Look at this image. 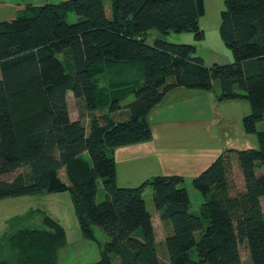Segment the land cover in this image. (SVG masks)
Returning <instances> with one entry per match:
<instances>
[{"label": "trees", "instance_id": "trees-1", "mask_svg": "<svg viewBox=\"0 0 264 264\" xmlns=\"http://www.w3.org/2000/svg\"><path fill=\"white\" fill-rule=\"evenodd\" d=\"M109 2L110 16L103 0H62L17 7L13 18L0 20V199L68 191L82 236L92 239L96 226L109 237L91 264H161L142 197L150 187L159 219L170 225L167 264H243L241 244L250 264H264V131L256 129L264 116V0H224L218 33L233 61L211 65L193 43L146 42L150 29L201 40L204 0ZM69 12L73 22L66 20ZM134 66L137 79L129 78ZM99 76L109 77L104 87ZM180 86H217L219 100L247 101L243 128L258 141L256 148L224 150L192 179L203 196L198 212L179 175L116 184L115 149L150 141V111ZM68 92L89 111L87 126L71 119ZM130 93L132 100L122 102ZM32 97L37 108L26 113ZM115 112L124 116L114 118ZM232 154L242 190L232 178ZM99 184L104 198L97 202ZM32 216L5 221L0 264H58L64 227L48 215L33 225Z\"/></svg>", "mask_w": 264, "mask_h": 264}, {"label": "crops", "instance_id": "crops-1", "mask_svg": "<svg viewBox=\"0 0 264 264\" xmlns=\"http://www.w3.org/2000/svg\"><path fill=\"white\" fill-rule=\"evenodd\" d=\"M9 1L2 0L0 2L1 12L4 8L12 6ZM20 1L22 2L18 3L23 5L40 6L44 4H40L36 0ZM107 1V5L104 3V9L106 15L110 16V2ZM9 15H12L8 18L11 19L15 16V12L14 14L9 13ZM171 40L195 44L193 35L184 33ZM215 43L218 42L215 41ZM215 89L217 92V86ZM246 102L244 104L248 103ZM228 104L229 110L233 105L232 100L220 102L211 90H193L180 86L168 91L163 101L154 107L148 115L152 139L115 149L117 186L135 187L153 176L179 175L183 178L181 185L184 186L186 183L184 187L189 196L187 184H192V179L221 152L226 149L255 148L254 134L247 133L242 126L245 115L239 119V115L233 114L232 111L230 118H226L223 114L222 107L228 106ZM71 119L77 118L71 117ZM244 140L254 143V145L239 147V142ZM149 188L146 187L143 193ZM7 219L8 217L0 218V223L3 225L1 233Z\"/></svg>", "mask_w": 264, "mask_h": 264}, {"label": "rangeland", "instance_id": "rangeland-1", "mask_svg": "<svg viewBox=\"0 0 264 264\" xmlns=\"http://www.w3.org/2000/svg\"><path fill=\"white\" fill-rule=\"evenodd\" d=\"M2 0H0L1 2ZM9 1V0H3ZM38 3L42 4L45 2L56 3L62 0H36ZM11 2L12 6L4 8L1 12L0 10V20L8 19L14 14L17 10L26 11L28 9V4H21L20 0H13ZM104 3L107 5L108 1L105 0ZM205 4V14L199 20V31L202 34L201 40H193L196 45V54H198L203 60L204 64H227L233 61L231 51L225 46L222 40L219 37L217 27L220 24V14L224 9V0H204ZM20 6V7H19ZM106 7V6H105ZM23 8V9H22ZM107 8V7H106ZM109 9V8H108ZM110 11L108 10V13ZM66 20L68 22H73L75 20L74 12H69L67 14ZM206 30V31H205ZM215 31V32H214ZM192 35L191 33H184ZM182 34L169 33V35H162L157 29H150L147 35L146 42L152 43L156 37H163L166 40H171L172 38H178ZM204 36L206 37L204 39ZM191 39V38H190ZM192 40V39H191ZM217 41L218 43H215ZM186 43V42H184ZM190 44V43H187ZM129 78L134 79L139 77L137 66H134L130 69ZM109 77H97L99 79V84L101 87L106 84V81ZM111 81V80H110ZM107 91V89L105 90ZM215 98L220 101L228 100H219L217 97L216 89L211 90ZM110 94L108 99L112 98L113 92H108ZM117 93V92H115ZM119 94L121 92L119 91ZM133 98L132 93L128 94L125 101L129 102ZM27 105V112L32 113L35 108H37V97L29 98ZM231 101V100H230ZM232 107L228 110V106L224 105L222 107L223 114L226 118H230L231 111L239 115V119L247 115L250 112L249 103L244 104L245 101L242 98H237L232 100ZM67 104L70 115L72 118H80L81 122L87 126L89 111L86 109L82 100L74 99L71 92L67 95ZM228 107V108H227ZM225 110V111H224ZM97 112L103 111L102 109L96 110ZM123 114V113H122ZM120 115L118 112L114 113V118H120L124 115ZM241 124V122H240ZM243 126V125H242ZM241 129V127H240ZM256 129L258 131H264V116L263 119L256 124ZM255 138V148L258 146V141L256 135ZM254 145L248 141L239 142V147ZM84 157L88 160V155L85 153ZM231 160V174L232 178L238 187L239 190L243 189V179L237 164L236 157L232 154ZM262 169V167H259ZM60 176L65 179L63 171H60ZM184 185V184H183ZM186 186V183L185 185ZM189 190V198L191 203V210L193 212H198L199 205L203 201V196L201 193L196 190L191 183L187 184ZM148 191V192H147ZM143 193L142 197L145 200L146 208L151 214L152 224L154 227L155 240H156V249L159 255L161 264H167V252L164 245V240L166 235L170 232V225L168 223L162 222L159 219V214L155 207L153 206L151 199V189ZM104 198V190L102 185L99 184L98 191L96 194V201L99 202ZM261 206L264 213V197L261 198ZM29 211H33V216L31 223L36 226H41L43 222L44 215H48L59 222L62 225L66 232V246L60 250L58 255V264H91L97 261L100 258V250L102 244L109 239L108 235L100 230L98 227L94 226L92 228L93 238L85 239L82 236L80 226L78 224L76 215L74 213L73 204L71 201V196L68 191L61 192H48L41 193L36 195H26V196H12L0 199V218H10L16 215H24ZM1 222V221H0ZM3 225L0 223V233ZM240 255L243 264H250L249 254L246 246L244 244L240 245ZM195 257V252H193Z\"/></svg>", "mask_w": 264, "mask_h": 264}]
</instances>
